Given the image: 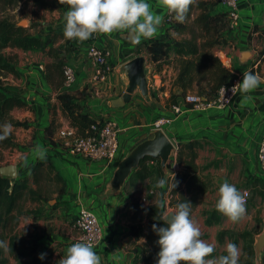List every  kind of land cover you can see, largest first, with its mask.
Returning <instances> with one entry per match:
<instances>
[{
	"label": "crops",
	"instance_id": "0c3cea01",
	"mask_svg": "<svg viewBox=\"0 0 264 264\" xmlns=\"http://www.w3.org/2000/svg\"><path fill=\"white\" fill-rule=\"evenodd\" d=\"M55 3L61 7V16L58 15L59 20L49 27L48 34L53 28L64 30L65 13L70 8L68 0H63V3L56 0ZM149 3L153 11L162 16V23L153 37L132 43L127 30H116L110 34H93L84 41L73 38L76 42L73 50L66 53L65 64L76 71L77 79L71 87H65L63 81L57 88L47 79L44 69L41 74L33 72L22 76L20 81L23 85L16 88V95L26 101L27 107L31 106L32 111H26V118L37 131V137L33 140L35 146L31 148L33 154L25 161V165L32 167L39 159L47 160L56 174L61 176L62 182L61 191L47 204L31 202L29 209L18 208L20 214L14 211L15 222L4 235L8 237L16 234L36 245L37 257L40 258V253H46L51 264H58L59 259L66 254L67 247L74 242L77 232L72 227V219L81 208L92 209L101 224L102 238L94 249L101 257V264H141L136 261L139 241L129 234L133 223L130 197L124 187L118 194L111 193L110 184L119 162L137 142L155 130L152 125L159 116L173 117L166 133L175 151L169 161L170 167L167 165L164 171V184L158 183L161 190L166 189L167 195H170L168 192L177 173L185 169L177 161L178 145L190 141L201 143L196 148L197 157L194 162L196 173L208 181L209 188L193 215L201 214L203 222L206 218L203 212L216 209L218 187L225 179L235 184L240 191L247 186L261 189L258 180L253 187L256 179L264 182V171L258 158L264 137V0H237L239 19L229 30L221 32L219 43L208 49L221 59L228 70H237L236 73H240L242 78L245 71L258 74L261 77L259 86L247 94L248 99L243 103L239 91L227 107L205 110L189 108L184 102L186 93H199L198 75L185 94L183 87L176 83L186 56L173 50L166 58L155 62L150 59L147 51V45L157 40L174 42L191 39L194 32L199 30L195 20L202 12L201 8L189 13L177 27L170 20L169 12L160 7L159 0H149ZM206 11L214 15L227 13V8L216 0L215 4L208 5ZM202 41L201 37L197 38L199 44ZM91 43L110 51L109 60L113 70L100 84L93 81V64L86 54ZM246 50H250L252 56L244 62L240 55ZM138 55H145L148 60L151 97L145 99L137 92L130 101L124 102L122 95L126 81L119 68ZM205 81L203 79L202 83ZM63 91L72 94L82 110L97 122L109 118L117 120L121 132L119 153L114 160H90L83 155L70 153L62 145L58 131L64 124H71L58 99V93ZM176 104L183 108V112L178 115L172 111V106ZM51 125L54 134L49 139L46 129ZM38 147L45 153L43 158L37 154ZM4 244L7 249V238ZM8 259L7 264L16 263L12 257Z\"/></svg>",
	"mask_w": 264,
	"mask_h": 264
},
{
	"label": "trees",
	"instance_id": "16d2710c",
	"mask_svg": "<svg viewBox=\"0 0 264 264\" xmlns=\"http://www.w3.org/2000/svg\"><path fill=\"white\" fill-rule=\"evenodd\" d=\"M17 1L19 0H0V2L7 4H13ZM215 3L216 0H207L200 3L203 10L195 20V24L199 30L194 32L191 39L174 42L157 40L147 45V51L150 54V59L155 62L166 58L173 50L181 56H186L182 62L181 69L176 80V83L182 86L185 90L184 94L187 89L191 87L196 75H198L199 82L197 91L200 95L205 96L206 98L214 97L217 94L219 87L224 84L232 83L236 77L237 70H228L226 66L223 65L221 59L218 56L213 55L208 50L215 43H219L221 38L220 34L223 30L230 29L228 13L220 12L212 15L206 11L209 4ZM37 4L44 5L38 0ZM190 9L191 4L186 17L189 15ZM170 20L173 21L177 27L181 25L178 21H174V13ZM27 29L28 28L13 23L10 20H0V51L6 47H15L25 51H43L51 57L53 53H55L53 56L57 58L60 54L59 52H62L64 56L63 58L61 57L58 58V60L56 58L55 60H51L47 65L48 68H45L47 79L59 88L64 81L63 68L67 61L66 53L73 50V45L76 41L73 38H66L67 43L62 46L63 49L56 50V41L60 38H65L62 29H52L47 37L31 34ZM199 37L203 39L200 44L197 42V38ZM0 68L5 72H16L15 67L5 61V58L1 53ZM203 79L206 80L205 83H202ZM58 99L63 111L70 118L71 124L77 128L79 133L84 134L93 123L97 122V120L92 118L88 112L82 110L81 105L74 101V96L72 94L65 91L59 92ZM26 105L27 103L24 99L10 93L8 89L1 84L0 80V122H3L8 117L9 112L15 107H22ZM15 124L24 125L25 123L17 121ZM53 134L54 128L53 125H51L46 129V136L51 139ZM199 146H201V143L198 141H190L188 143L178 145L177 161L179 164H183L185 169L177 173L173 179V185L168 192V194H170L169 204L172 208H175L180 202H190L189 207L191 217L195 208L202 203L203 196L209 188L208 181L196 173V165L194 161L197 157L196 148ZM151 161L153 162V165L150 164ZM43 166L44 159H39L32 166L34 174L37 173L35 176V180L37 182H39V175ZM168 167H170V162ZM56 175L62 182L61 176L58 174ZM163 177L164 170L160 164V160L146 157L140 162L139 166L133 170L132 174L128 178V181L125 183V186L133 183L130 192H128L131 200L130 208L133 209L136 214L146 210L152 225L156 224L157 226H163L164 224V221L160 220V213L165 211V208H160L158 206L161 200L165 202V195H167L166 189L160 191L158 186L159 181L163 179ZM257 180L261 184V189H257L255 187L253 192L264 197L263 181L256 179L253 182V187L257 185ZM29 183L30 181L27 177H16L13 179L7 176H0V241L3 242V244L0 245V264H7L9 261L6 256V248L4 244L5 237L8 239L7 251L18 264H51V260L48 256H45L44 259L37 257L36 245L31 244L16 234H12L7 237L1 232L2 229L4 230L6 228L11 219L14 220L12 214L18 208L20 198L26 197L32 202L49 201V197L47 195L38 191ZM153 183H157L156 186H154ZM143 186H145L146 191H149L151 194H153L154 191L159 192L155 198L151 195L146 208L143 207V202L147 199L144 194H142V191L139 190V188H143ZM203 213L206 215L205 223L207 225H212L220 221L221 215L216 209L204 211ZM141 231V224L132 223L129 234L131 237L136 239L140 236ZM149 239L154 241L155 255L151 254L144 258V260H146L148 264H156V260L158 258L157 253L159 252L160 247L157 243L159 239L158 234L153 230V227L149 233ZM247 251L250 256L254 255L252 247L248 248ZM136 261L139 262V256H136ZM181 264H186V262L182 261ZM239 264L255 263L253 260L248 259L239 260ZM260 264H264V257L262 256Z\"/></svg>",
	"mask_w": 264,
	"mask_h": 264
},
{
	"label": "clouds",
	"instance_id": "9594fccd",
	"mask_svg": "<svg viewBox=\"0 0 264 264\" xmlns=\"http://www.w3.org/2000/svg\"><path fill=\"white\" fill-rule=\"evenodd\" d=\"M63 3V0H60ZM69 10L65 13L63 35L65 38H77L79 41L89 39L93 34H110L116 30H127L130 42L139 43L157 34L162 23V16L153 11L149 0H68ZM192 0H159V5L169 13H174V19L183 23L186 19ZM261 77L251 71L243 72L242 81L233 85L242 93L241 103L248 99V93L259 86ZM12 125H0V140L11 132ZM37 154L43 158L45 153L37 148ZM160 185L164 180L159 181ZM215 208L231 221H238L245 215V195L225 179L218 187ZM190 202L184 201L174 209L160 213L163 226L153 224V230L158 234L156 264H239L240 249L235 242L228 241L225 253L210 257L215 244L201 239V228L190 214ZM165 208L161 200L158 205ZM3 242L0 241V245ZM46 253H40L44 259ZM58 264H101V257L89 242L77 241L71 243L66 254L59 259Z\"/></svg>",
	"mask_w": 264,
	"mask_h": 264
},
{
	"label": "rangeland",
	"instance_id": "374dc122",
	"mask_svg": "<svg viewBox=\"0 0 264 264\" xmlns=\"http://www.w3.org/2000/svg\"><path fill=\"white\" fill-rule=\"evenodd\" d=\"M38 1L40 3H43L44 5H38L37 0H19L13 4L0 2V20H10L11 22L16 23L18 25H20L21 21H26L27 26L24 27L28 28L27 30L29 33L47 37L49 27L52 25V23L59 20L58 15H60L61 13V7L60 5L55 3L56 0ZM203 1L207 0H192L191 9L189 13L199 8L203 10V8L200 6V3ZM56 42L59 43L55 44V49L62 50V46L67 43V40L66 38H60ZM0 53L4 56L5 61L13 65L16 69V72H5L0 68L1 84L6 87V89H8L10 93H13L15 95L17 92L16 88L23 85V82L20 81L22 79V76L31 74L33 72L35 74H41L45 68H48L47 65L48 63H50L51 60H55V58L58 60V58L64 57L62 52H59L60 54L58 58L53 56L55 54L53 53L52 58L51 56H48L46 52L43 51H25L15 47H6L2 49ZM28 107L27 105L22 107H15L9 112L8 117L3 122H0V125L4 123H10L12 125L10 134L5 139L0 140V166L6 164L17 165L16 177H19L20 175L24 174L22 178L27 177L30 181L29 184L32 187L36 188L38 191L47 195L50 200L51 198L56 196V193L59 192L61 186V181L57 178L53 166L47 160H44V166L42 167L40 175L38 174L39 182H37L35 180V176L37 175V173L34 174V170L30 165H25V161L29 160L31 155L33 154V150H31V148L35 146V142L33 140L37 137L36 129L29 124V121L26 118V111H32L31 106L29 108ZM17 121H21L25 124L16 125L15 122ZM125 185V191L130 192L133 183L129 184L128 186ZM247 187L249 189L251 188L250 186ZM139 190L142 191V194H144L147 199L145 202H143L144 208L148 206L151 195L155 198L159 193L158 191H154V193L151 194L149 191H146L145 186H143V188L140 187ZM159 190L161 191L160 188ZM250 191L251 196L249 200L245 203V215L241 217L238 221H231L228 217H226L225 215H223V213L220 212V222L212 225H207L205 224V221H202L201 214L196 213L193 215L192 213V218L201 228L200 238L215 244V249L213 253L209 254L210 257H216L221 254H226L225 245L228 241H232L235 242L240 249L239 260L251 259L254 261L255 264H258V262L256 261L254 244L256 241V236L261 233L264 227V197L261 196V198H259V195L256 196V194L253 193L252 188ZM31 202L32 201H30L29 198H20L18 208L22 210L29 209ZM47 202L45 201L46 204ZM256 207L258 208L256 209ZM18 208L15 211H18V213L20 214L19 211L21 210H18ZM168 209L174 208H172L170 204H168V206L165 207V210ZM131 210L133 211L131 217L133 223L141 224L142 226L141 234L138 238H136V240L139 241L136 246V256H139V262H141V264H148V262L144 260V258L151 254L155 255L154 241L149 239V233L152 228V222L146 210L137 214L133 209ZM15 214L16 213L12 214V217L15 218ZM14 222L15 221L11 219L6 228L4 230L2 229L1 232L4 234V232H6V230L9 229V226ZM250 247H252L254 250L253 256H250L247 251V249ZM7 254L9 255L6 249V256ZM9 257L12 256L9 255ZM262 257H264V252L262 254ZM12 259L14 258L12 257ZM13 264L18 263L16 261V263L13 262Z\"/></svg>",
	"mask_w": 264,
	"mask_h": 264
},
{
	"label": "built area",
	"instance_id": "2783aa9c",
	"mask_svg": "<svg viewBox=\"0 0 264 264\" xmlns=\"http://www.w3.org/2000/svg\"><path fill=\"white\" fill-rule=\"evenodd\" d=\"M227 8L230 26L236 24L239 19V10L237 0H218ZM172 18L173 13H169ZM97 35V34H96ZM94 68L93 81L100 84L106 80L113 66L109 60L110 51L107 48L96 44H89L86 51ZM64 86L71 87L77 79L76 71L69 65L63 68ZM242 81V75L236 74V77L230 84H224L217 90V94L212 98H206L199 93L189 92L184 95V102L189 108L195 110H205L208 108H224L232 103L240 91L238 86L233 89V85ZM175 115L183 112L179 104L172 106ZM172 116H159L153 122L152 127L166 132L167 127L172 123ZM121 127L117 120L106 119L102 122L93 123L84 134L78 132L72 124H64L58 131V137L62 145L72 154L83 155L90 160L112 161L119 153V135ZM259 163L264 171V137L258 152ZM151 163H153L151 161ZM245 195V203L251 196L249 188H243L241 191ZM170 203V195L165 196V205ZM72 227L78 232L74 242H89L95 249L102 238V227L96 213L89 208H81L72 219ZM73 242V243H74Z\"/></svg>",
	"mask_w": 264,
	"mask_h": 264
},
{
	"label": "water",
	"instance_id": "95a60500",
	"mask_svg": "<svg viewBox=\"0 0 264 264\" xmlns=\"http://www.w3.org/2000/svg\"><path fill=\"white\" fill-rule=\"evenodd\" d=\"M20 25L27 26V22L21 21ZM251 56L252 53L250 50L242 51L240 59L245 62ZM147 63L148 60L145 55H138L120 66L119 72L126 81V89L122 95V100L124 102L130 101L137 92H140L145 99H150L151 92ZM174 151L175 146L169 139L167 133L160 129L154 130L137 142L131 151L119 162L110 184V192L118 194L122 187H124L133 170L136 169L140 162L146 157L159 159L163 170H167L168 162ZM0 176L16 178L17 166L15 164L1 165ZM254 249L256 261L260 264L261 256L264 252V227L261 233L256 236Z\"/></svg>",
	"mask_w": 264,
	"mask_h": 264
}]
</instances>
